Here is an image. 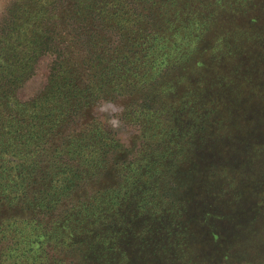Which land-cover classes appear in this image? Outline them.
I'll return each instance as SVG.
<instances>
[{
  "label": "trees",
  "instance_id": "trees-1",
  "mask_svg": "<svg viewBox=\"0 0 264 264\" xmlns=\"http://www.w3.org/2000/svg\"><path fill=\"white\" fill-rule=\"evenodd\" d=\"M44 57L46 84L22 101ZM103 103L134 128L128 145ZM257 154L264 0L4 8L0 264H193V245H224L212 219L258 216L239 189Z\"/></svg>",
  "mask_w": 264,
  "mask_h": 264
},
{
  "label": "rangeland",
  "instance_id": "rangeland-1",
  "mask_svg": "<svg viewBox=\"0 0 264 264\" xmlns=\"http://www.w3.org/2000/svg\"><path fill=\"white\" fill-rule=\"evenodd\" d=\"M10 1L0 0V16ZM49 61V57L41 59L36 66L34 75L19 90L18 96L22 101L34 97L43 89L47 81ZM96 113L103 121L111 125L123 144L130 143L135 130L119 121L120 108L118 106L103 103L98 107ZM253 158L256 161L251 166L247 165V170L245 169L246 172H244L247 178L245 181L242 180L239 189L244 197V205L254 204L260 210L259 214L257 213L258 216L250 221L251 215L244 213L243 218L242 216L228 218L223 223H220V220H224L220 217L217 220L212 219L214 223L218 224H214L216 227L214 231L219 233V236L214 239L219 244L222 238L224 245H193V264H205L206 262L207 264H264V154L253 155ZM224 212H228L229 217L233 214L228 208H224ZM218 213L219 215L222 213V208L218 209ZM228 220L239 225L235 226ZM244 226L247 227L244 229ZM241 227H243L242 231L239 229ZM203 239L210 243L207 233L203 234ZM205 255L208 257H203Z\"/></svg>",
  "mask_w": 264,
  "mask_h": 264
}]
</instances>
